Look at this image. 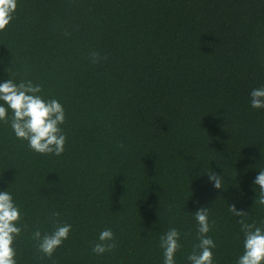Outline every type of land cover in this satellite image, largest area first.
Segmentation results:
<instances>
[{"label": "trees", "instance_id": "16d2710c", "mask_svg": "<svg viewBox=\"0 0 264 264\" xmlns=\"http://www.w3.org/2000/svg\"><path fill=\"white\" fill-rule=\"evenodd\" d=\"M7 72L66 112L59 156L0 123V189L22 211L18 264H162L170 227L181 232L176 264H187L198 207L209 210L216 264H235L244 237L230 204L264 220L252 186L264 109L249 103L264 86V0H18L0 31V79ZM54 220L72 229L49 257L31 234ZM105 228L117 247L96 255Z\"/></svg>", "mask_w": 264, "mask_h": 264}, {"label": "clouds", "instance_id": "9594fccd", "mask_svg": "<svg viewBox=\"0 0 264 264\" xmlns=\"http://www.w3.org/2000/svg\"><path fill=\"white\" fill-rule=\"evenodd\" d=\"M18 0H0V31H3L14 18ZM91 62L101 59L98 53H90ZM7 78L0 79V123L7 122L17 139L27 141V146L40 154L61 155L65 150L66 134L62 125L66 112L62 103L55 98H45L42 86L31 79L17 81L7 72ZM250 107L264 109V86L254 88L250 93ZM261 159L264 152L261 151ZM252 181L256 193L254 203L264 205V167ZM208 181L214 189H223V176L216 171L206 172ZM258 187V194H257ZM229 210L240 217V230L243 233V251L235 264H264V220L248 223L246 211L230 204ZM196 222L197 243L186 257L187 264H216L214 249L216 242L209 233L212 222L208 207H198L192 211ZM53 216L58 217L59 213ZM22 211L12 192L0 189V264H18L15 248L16 238L21 234ZM72 225L53 221L52 231L42 233L40 229L32 232L38 251L51 257L56 249L69 238ZM117 247L115 235L110 228L103 229L91 251L103 255ZM182 247L181 232L175 227L168 228L159 237L162 264H176V254Z\"/></svg>", "mask_w": 264, "mask_h": 264}]
</instances>
